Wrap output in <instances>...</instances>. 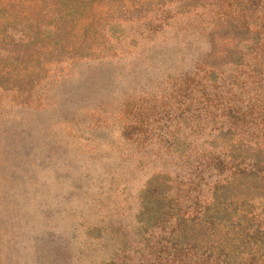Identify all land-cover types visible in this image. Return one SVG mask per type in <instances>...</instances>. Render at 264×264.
I'll use <instances>...</instances> for the list:
<instances>
[{
  "label": "rangeland",
  "instance_id": "374dc122",
  "mask_svg": "<svg viewBox=\"0 0 264 264\" xmlns=\"http://www.w3.org/2000/svg\"><path fill=\"white\" fill-rule=\"evenodd\" d=\"M188 2L0 0V69H11L8 47L21 31L59 32L64 44L80 33L92 40L84 56H73L57 37L43 47H13L26 51L19 69L30 86L0 84V264L102 260L105 247L90 241L105 228L87 226L101 224L107 213L131 218L149 177L167 179L178 164L185 170L194 163L159 146V131L170 137L189 129L174 131V118L158 114L164 101L152 103L143 41L182 36L181 21L190 25L192 14L179 7ZM112 35L116 40L107 43ZM131 106L142 121L130 122ZM196 133L208 139L205 129Z\"/></svg>",
  "mask_w": 264,
  "mask_h": 264
},
{
  "label": "trees",
  "instance_id": "16d2710c",
  "mask_svg": "<svg viewBox=\"0 0 264 264\" xmlns=\"http://www.w3.org/2000/svg\"><path fill=\"white\" fill-rule=\"evenodd\" d=\"M179 8L192 14L191 24L182 19V36L143 37L145 69L152 103L164 101L158 114L173 117L176 132L181 125L189 129L170 137L159 131V146L177 159L192 156L194 163L185 170L178 164L167 179L149 177L131 218L122 221L121 209L119 216L107 213L101 224L88 225L105 228L90 241L105 247L102 260L92 264H264V0H189ZM198 31L227 37H200ZM190 33L197 36H185ZM58 35L21 31L8 47L13 65L0 69V84L29 87L22 78L28 72L19 69L26 51L13 47H43L56 37L64 44ZM80 35L64 44L73 56L92 48L86 33ZM129 117L142 121L139 111ZM202 129L208 139L198 140Z\"/></svg>",
  "mask_w": 264,
  "mask_h": 264
}]
</instances>
